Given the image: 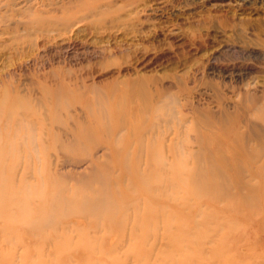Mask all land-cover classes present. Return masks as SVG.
<instances>
[{
    "label": "rangeland",
    "instance_id": "rangeland-1",
    "mask_svg": "<svg viewBox=\"0 0 264 264\" xmlns=\"http://www.w3.org/2000/svg\"><path fill=\"white\" fill-rule=\"evenodd\" d=\"M0 264H264V0H0Z\"/></svg>",
    "mask_w": 264,
    "mask_h": 264
},
{
    "label": "bare ground",
    "instance_id": "bare-ground-1",
    "mask_svg": "<svg viewBox=\"0 0 264 264\" xmlns=\"http://www.w3.org/2000/svg\"><path fill=\"white\" fill-rule=\"evenodd\" d=\"M130 1V0H129ZM125 3V2H124ZM93 9V8H92ZM135 9V8H134ZM98 10V9H97ZM101 10V9H100ZM115 11V10H114ZM23 103V102H22ZM42 103L40 102V104H37V106L39 107V108H41V109H43V106L41 105ZM9 107V106H8ZM24 108H25V104L23 103V104H21L19 107H18V111H17V113L18 114H22V112H20L19 110H23V111H25L24 110ZM32 110H33V112H34V109L32 108ZM27 111V110H26ZM29 111V110H28ZM23 114H26L27 115V112L26 113H23ZM43 121H44V118L42 119ZM31 123H33V122H31ZM40 124H41V122H40ZM33 127H35V124H33Z\"/></svg>",
    "mask_w": 264,
    "mask_h": 264
}]
</instances>
